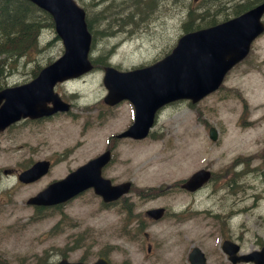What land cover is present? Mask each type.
Here are the masks:
<instances>
[{
    "label": "rangeland",
    "instance_id": "374dc122",
    "mask_svg": "<svg viewBox=\"0 0 264 264\" xmlns=\"http://www.w3.org/2000/svg\"><path fill=\"white\" fill-rule=\"evenodd\" d=\"M77 1L86 8L90 17L101 7L96 5L101 0ZM155 2L156 6L145 24L134 27L129 22L122 25L120 30L111 28L107 37L102 31L96 32L103 37L95 40L90 57L98 56L104 48H112L108 59L111 65L120 70L153 62L168 51L182 33V21L187 9L194 8L202 0ZM132 10L134 12V8ZM224 15L226 18L232 17L227 12ZM92 26L97 31L104 25L93 23ZM47 42L50 44L47 45ZM38 43L47 47L39 52L32 51L28 60H18L16 68L3 75L2 84L13 86L29 81L30 72L36 65L43 66L62 53L61 42L52 29L44 30ZM251 55L253 64L250 61L239 66L241 68L233 70L225 81L223 100L207 99L201 107H193L194 111L181 104L167 107L160 113L149 139L132 144L126 143L131 141H116L109 173L117 182L131 180L136 193L150 187H161L170 194L168 200L164 199L167 204L175 208L183 207L188 212L195 211V219L183 222L167 219L151 225L148 238L143 241L122 239L119 235L120 216L97 212L96 201L87 195L73 201L66 211L70 221L78 224L76 229H90L85 234L87 241L84 242L90 247V260L95 259L100 251H105L112 264H189L187 250L197 246L208 255L207 264H229L221 249H218V254L215 251L216 242L220 241L219 234L222 239L233 238L239 242L242 252L264 245V201L260 200L258 194L264 190L262 179L250 182L240 180L232 188L233 193L222 188L215 190L218 184L224 183L223 179L210 184L203 192L190 195L174 187L178 179L186 178L202 167H209L216 175L225 177L235 157L258 150L254 142L264 139V127L259 118L264 114L261 107L264 100V36L257 40ZM101 68H95L82 78L56 88L67 98H70L69 92L73 90L83 91L73 100L75 105L69 114L44 120L41 126L35 123L19 124L0 135V258L8 264H16L22 258L23 263L32 264L36 257L34 255H40L43 249L51 245H61L63 238L60 234L52 237L53 234L47 232L54 224L53 217L36 221L29 219L31 208H27L25 200L34 195L44 182L19 187L15 177L9 178L3 173L5 168L23 167L26 165L24 156L57 157L54 152H63L59 160L66 163L59 165V168L64 170L66 166H75L103 151L104 138L124 130L130 120L131 108L128 103L123 102L116 107L103 103L106 90L101 82ZM234 91H239L246 103L242 121L240 99ZM195 110H201V117L207 118L208 125L193 118ZM209 125L219 132L215 143L208 138ZM249 144L252 148L246 150ZM218 193L228 195L225 198ZM160 201V198L156 200ZM240 205L250 208L240 215L231 216L226 221L225 232H218L210 218L220 219ZM23 222L25 224H20ZM13 224L18 225L10 229ZM148 245L151 246L150 253L146 250ZM82 250L73 252L68 259L76 260L83 254ZM47 254L53 259L58 255L50 251Z\"/></svg>",
    "mask_w": 264,
    "mask_h": 264
},
{
    "label": "water",
    "instance_id": "95a60500",
    "mask_svg": "<svg viewBox=\"0 0 264 264\" xmlns=\"http://www.w3.org/2000/svg\"><path fill=\"white\" fill-rule=\"evenodd\" d=\"M29 1L51 15L55 32L62 41L64 51L57 60L44 67L31 81L0 91V131L20 117L37 118L66 110V106L53 93V85L92 68L88 60L91 36L86 28L84 10L73 0ZM263 10L264 3L224 24L191 36H184L179 39L170 55L146 68L118 72L106 67L103 82L108 94L105 101L113 104L122 98H127L136 107L135 123L120 136L143 137L159 106L183 97L196 100L214 88L225 69L247 52L251 39L261 31L257 19ZM197 36L205 39V43H212L208 53L197 46L192 38ZM190 43H193V49L186 48ZM46 102H51L52 107H47ZM106 155L82 166L65 180L50 185L41 194L30 198L28 203L51 204L70 197L88 186H93L105 200H112L125 193L129 183L111 186L108 181L99 178L98 169L106 161ZM40 165L36 163L22 172L19 180L30 182L37 179L43 173V170H39ZM208 177L207 171L200 170L193 174L184 186L192 189L205 182ZM58 195L61 196L57 197ZM159 212L160 209L149 211L156 217L160 216ZM223 249L230 254V259L234 262L236 259L232 258L233 247L226 243ZM256 257L259 259L257 260ZM248 259L254 260L256 264H262L261 254L252 253L239 258V260ZM189 261L192 264H204L203 254L198 248L191 250ZM58 264L83 263L62 261ZM94 264L107 263L104 259H99Z\"/></svg>",
    "mask_w": 264,
    "mask_h": 264
},
{
    "label": "flooded vegetation",
    "instance_id": "af4514ba",
    "mask_svg": "<svg viewBox=\"0 0 264 264\" xmlns=\"http://www.w3.org/2000/svg\"><path fill=\"white\" fill-rule=\"evenodd\" d=\"M63 86V85H61ZM63 96V95H62ZM74 97H64L63 100L66 101L69 104V109L66 112H56L53 115L50 116H46V117H42V118H36V119H29V118H25V119H21L15 123L12 124V126H10L9 128H7L4 132L16 127L17 125L21 124V125H29V124H36L38 126H41V123L44 120H50L51 118L55 117L56 115H60V114H64V113H69V111L72 109V107L74 106L73 100ZM188 106L190 107H195L198 106L201 107L202 106V102H197L196 104L192 105L191 103H188ZM194 109V108H193ZM197 113H201V110H195ZM3 132V133H4ZM1 133V134H3ZM116 138V137H115ZM119 141H136L134 139L131 138H122V139H118ZM117 138H110L108 141L104 140V147L108 150H110L111 153L114 152V147L116 145V141H118ZM264 140V139H263ZM256 148H258V150H255L251 153H248L247 155H245V157L243 158V160L239 163V165L237 166V168L233 169L232 172L230 171V169L227 172V175L221 178H211L210 182L208 184H212L213 182H217L219 180L224 181V183H222L221 185L224 186L226 192H231L232 188L234 185H237L239 183L240 180H244L245 182H250V181H254L260 178L262 179L264 176V144L262 143V140H257L256 142ZM262 143V145H260ZM34 151H32L30 154H32ZM53 154H57V157L54 155H48V156H43V157H34V156H24V160L26 161V165H24L23 167H18V168H5V173L3 171L4 174H6L9 178L11 177H15L17 180V175L18 173L23 170L28 168L32 163H34L35 161H46L47 165L45 172L35 181L28 183V184H23L16 182L17 186H29L32 184H36L39 182H44L43 186L41 188H39V190L36 191L39 192L40 190H42L43 188H45L48 184L54 182V181H58L63 179L64 177H66L71 171H73L74 169H76L78 166L84 164L85 162H87L90 158H88L87 160L83 161L80 164H77L75 166H66L65 169H61L58 166L61 165L62 163H66L63 162L60 159V155L63 154V152H54ZM98 154V153H97ZM96 154V156H97ZM95 157V155H94ZM110 165V164H109ZM109 165L108 166H104V168L102 169V175L106 176V174L108 173L110 175V179L112 181L115 180V177L112 175V173H109ZM254 176V177H253ZM213 177V176H212ZM247 177V178H246ZM263 180V179H262ZM116 181V180H115ZM117 182V181H116ZM208 184L204 185V186H200L198 188H196L194 191L190 192L189 194H193L195 192H201V189L204 188L205 186H207ZM183 189V188H182ZM184 193H187L188 191L186 189L183 190ZM35 193V194H36ZM87 195H89L91 198H93L96 201L97 204V212L99 213H104L107 214L109 213H115L118 216H120V229H122V215H123V211L126 214V220H127V227L129 230H131V228H134L135 231H142L144 234H146L150 228L151 225H154L160 221L165 220V218L170 217L171 215H174L176 213H178L182 220L187 219L189 217H187L188 215H190L191 212H188L187 210H185V208L183 207H171L169 204L166 203L165 201H160V202H156V200L160 197H155V198H145L144 196L149 195V194H138L135 192H132L130 194H127L125 196H120L118 199L114 200V201H110V202H105L102 200V198L98 197L92 188H88L85 189L81 192H79L76 196H74L73 198L63 201V202H59V203H55L52 205H36V204H31L29 205V208H31V216L29 217V219L31 218H35L37 220H42L43 218L46 217H53L55 219L54 224L49 228V230L47 232H51L53 234L52 237L56 236V235H61L63 240L60 242L61 245H51L48 248L43 249L40 255H34L35 257V261L34 263H39V264H52L54 262H56L57 260H60L62 258H69V256L77 251V250H82V255L75 258L76 260H84L86 257L89 256V254H87L90 250V247L86 246L84 244L85 241H87V237L85 236V234L87 232L90 231L89 228H85V229H76L78 228V224L75 223L73 220L70 221L68 215H67V211L66 208L75 200H78L82 197H86ZM186 195V194H185ZM228 194H223L222 197L227 196ZM153 197V195H150ZM185 206V205H184ZM10 207H14V206H10ZM158 207H162L163 208V214L160 218H153L149 215L146 214L147 209L149 208H158ZM250 207L244 206V205H240L237 207V209H231L230 211L227 212V215H236L242 213L245 210H248ZM192 213H195L192 212ZM20 224H25L20 223ZM18 224H13L11 225L9 228L10 229H14L17 227ZM50 251L52 252L53 255H57L56 258H51L49 257V255L47 254V252ZM102 252V251H100ZM86 254V255H85Z\"/></svg>",
    "mask_w": 264,
    "mask_h": 264
},
{
    "label": "trees",
    "instance_id": "16d2710c",
    "mask_svg": "<svg viewBox=\"0 0 264 264\" xmlns=\"http://www.w3.org/2000/svg\"><path fill=\"white\" fill-rule=\"evenodd\" d=\"M204 0L205 12H221L224 10H238L241 6L249 3V0ZM229 3L231 6L227 7ZM96 5L101 7L94 11L93 17L88 15V28L93 31V40L100 39L99 31L104 36H110V29L120 30L122 25L129 22L134 26H141L149 19L148 17L156 6L155 0H101ZM134 8V12L132 10ZM129 11V13H127ZM141 12V13H140ZM207 14V13H206ZM207 15L214 16V13ZM190 18V16H189ZM192 19V18H191ZM93 23L104 25L100 30H93ZM115 23L116 25H113ZM190 27V23L183 26ZM51 17L26 0H0V89L5 73L13 70L21 58L28 60L32 51H41L44 46H39L38 40L46 29H52ZM45 28V29H43ZM49 43V44H48ZM47 47V46H46ZM98 51V50H97ZM96 58V65L106 64L108 50L102 49ZM37 66V65H36ZM39 66V65H38Z\"/></svg>",
    "mask_w": 264,
    "mask_h": 264
},
{
    "label": "bare ground",
    "instance_id": "6f19581e",
    "mask_svg": "<svg viewBox=\"0 0 264 264\" xmlns=\"http://www.w3.org/2000/svg\"><path fill=\"white\" fill-rule=\"evenodd\" d=\"M254 177V176H253ZM247 178V177H246ZM244 181V180H243ZM248 184H250V183H248ZM248 196V195H247ZM262 197H264V194L262 195ZM247 200V199H246Z\"/></svg>",
    "mask_w": 264,
    "mask_h": 264
}]
</instances>
